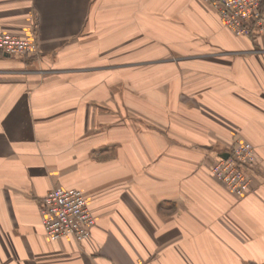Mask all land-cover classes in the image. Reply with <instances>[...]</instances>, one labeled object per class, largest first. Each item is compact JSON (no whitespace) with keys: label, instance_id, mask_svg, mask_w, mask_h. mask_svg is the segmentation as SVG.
Here are the masks:
<instances>
[{"label":"crops","instance_id":"1","mask_svg":"<svg viewBox=\"0 0 264 264\" xmlns=\"http://www.w3.org/2000/svg\"><path fill=\"white\" fill-rule=\"evenodd\" d=\"M0 264H264V33L202 0H0ZM254 148L236 197L210 173ZM82 192L89 239L48 240L39 207Z\"/></svg>","mask_w":264,"mask_h":264},{"label":"built area","instance_id":"2","mask_svg":"<svg viewBox=\"0 0 264 264\" xmlns=\"http://www.w3.org/2000/svg\"><path fill=\"white\" fill-rule=\"evenodd\" d=\"M214 10L222 26L236 37L264 33V0H202ZM37 47L30 41L0 35V52L31 57ZM255 162L254 148L236 140L227 158H219L210 173L236 197L250 192V178L242 167ZM40 223L45 237L57 241L70 237L75 243L89 239L95 225L94 216L82 192L75 188L56 187L49 190L39 207Z\"/></svg>","mask_w":264,"mask_h":264},{"label":"rangeland","instance_id":"3","mask_svg":"<svg viewBox=\"0 0 264 264\" xmlns=\"http://www.w3.org/2000/svg\"><path fill=\"white\" fill-rule=\"evenodd\" d=\"M0 35H5V36H11V37H15V38H18V39H22V40H26V41H30L35 47H37V50H36V54L32 55L31 57H28V56H25V55H19V54H6V53H3V52H0V55H9L11 57H14V58H20V59H27V58H34V57H37L38 54H39V43H38V39L36 37V34L34 33L33 35H31L30 37H22V36H19V35H15V34H9V33H3L1 32ZM236 140H239V139H234L233 142ZM241 141V140H240ZM245 142V141H244ZM248 143V142H247ZM251 145V144H250ZM252 146V145H251ZM253 147V146H252ZM213 165V164H212ZM211 167V166H210ZM209 171H210V168H209ZM76 189V188H75Z\"/></svg>","mask_w":264,"mask_h":264},{"label":"snow or ice","instance_id":"4","mask_svg":"<svg viewBox=\"0 0 264 264\" xmlns=\"http://www.w3.org/2000/svg\"><path fill=\"white\" fill-rule=\"evenodd\" d=\"M0 133H7V129L0 130ZM3 140V134H0V141Z\"/></svg>","mask_w":264,"mask_h":264},{"label":"water","instance_id":"5","mask_svg":"<svg viewBox=\"0 0 264 264\" xmlns=\"http://www.w3.org/2000/svg\"><path fill=\"white\" fill-rule=\"evenodd\" d=\"M228 154H224L222 155L223 158H227Z\"/></svg>","mask_w":264,"mask_h":264}]
</instances>
